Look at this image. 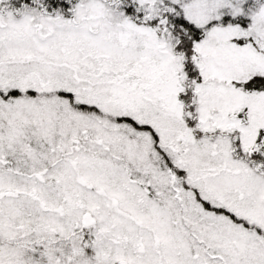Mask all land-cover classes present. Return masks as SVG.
<instances>
[{
    "label": "snow or ice",
    "instance_id": "obj_1",
    "mask_svg": "<svg viewBox=\"0 0 264 264\" xmlns=\"http://www.w3.org/2000/svg\"><path fill=\"white\" fill-rule=\"evenodd\" d=\"M0 264H264V0H0Z\"/></svg>",
    "mask_w": 264,
    "mask_h": 264
}]
</instances>
